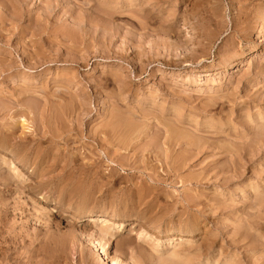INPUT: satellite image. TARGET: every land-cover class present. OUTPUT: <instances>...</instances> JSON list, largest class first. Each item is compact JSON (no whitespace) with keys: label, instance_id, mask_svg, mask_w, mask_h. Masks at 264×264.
I'll list each match as a JSON object with an SVG mask.
<instances>
[{"label":"rangeland","instance_id":"374dc122","mask_svg":"<svg viewBox=\"0 0 264 264\" xmlns=\"http://www.w3.org/2000/svg\"><path fill=\"white\" fill-rule=\"evenodd\" d=\"M1 134L0 262L264 264V0H0Z\"/></svg>","mask_w":264,"mask_h":264},{"label":"bare ground","instance_id":"6f19581e","mask_svg":"<svg viewBox=\"0 0 264 264\" xmlns=\"http://www.w3.org/2000/svg\"><path fill=\"white\" fill-rule=\"evenodd\" d=\"M149 1V0H148ZM84 2V1H83ZM132 3V2H131ZM146 3V2H145ZM141 4V3H140ZM156 4V3H155ZM138 6H141V5H138ZM86 7V6H85ZM143 7V6H142ZM242 8V7H241ZM4 9V8H3ZM49 9V8H48ZM244 9V8H243ZM150 14V13H149ZM155 15V14H154ZM160 15V14H159ZM246 17V16H245ZM155 20V19H154ZM172 23V22H171ZM236 26V25H235ZM244 26V25H243ZM235 28V27H234ZM237 29V28H236ZM244 30V29H243ZM252 32V31H251ZM157 33V32H156ZM241 33H242V31H241ZM257 33V32H256ZM250 34V33H249ZM241 35V34H240ZM263 38V37H262ZM240 40V39H239ZM232 41V40H231ZM193 49V48H192ZM230 49V48H229ZM236 49V48H235ZM234 49V50H235ZM46 50V49H45ZM234 53V52H233ZM231 56V55H230ZM238 57L240 58V55H238ZM261 57V56H260ZM201 58V57H200ZM233 58H235V56L233 57ZM236 59V58H235ZM232 61L233 60H228V65L230 66L231 64H232ZM237 61V60H236ZM233 62H235V61H233ZM226 63H227V61H224L223 63H221L222 64V66H224V68L226 69L228 66L226 65ZM234 64V63H233ZM238 64H241V63H237V65ZM236 68V67H235ZM257 68V67H256ZM262 68L261 67H259L258 68V72L260 73V72H262ZM3 72V71H2ZM250 72H248V73H245L244 74V76H243V78L245 77H247V79H248V77H250ZM2 76V75H1ZM255 76V75H254ZM242 78V79H243ZM244 81V80H243ZM242 83V82H241ZM214 84V83H213ZM237 84V83H236ZM253 88H255V87H253ZM251 90H253V89H251ZM243 91V90H242ZM247 91V90H246ZM175 92V91H174ZM213 92V91H212ZM216 93V92H215ZM209 94V93H208ZM225 97V96H224ZM229 99V98H228ZM234 100V99H233ZM253 100H255L256 101V99H253ZM197 101V100H196ZM262 101V100H261ZM212 102V101H211ZM46 105H47V103H46ZM205 107V106H204ZM111 108V107H110ZM254 108V107H253ZM207 112V111H206ZM137 119V118H136ZM194 121V120H193ZM192 121V122H193ZM237 121V120H236ZM120 122V121H119ZM165 126V125H164ZM167 126V125H166ZM113 128V127H112ZM118 128V127H117ZM119 128H120V126H119ZM137 128V127H136ZM251 130V129H250ZM118 131V130H117ZM150 131V130H149ZM172 131V130H171ZM188 131V130H187ZM123 132V131H122ZM2 135V134H1ZM8 135V136H7ZM12 136V135H9V134H5V135H2L1 136V138H0V151H1V154L2 155H4V158L2 159V165L4 166V165H6L7 164V160L8 159H5L6 158V155L7 156H9V161L11 160V165L15 162V161H19V162H21V163H23L24 165H27L28 164V161H30V156H29V150L30 149H28V148H30L29 146H28V148L26 149V147H23L22 145H20V144H12V145H10V137ZM26 136V135H25ZM163 138V137H162ZM220 138V137H219ZM24 139V138H23ZM151 139V138H150ZM241 139V138H240ZM106 140V139H105ZM12 141V140H11ZM160 141V140H159ZM32 143V142H31ZM166 143V142H165ZM257 144H264V140H263V138H257V142H256ZM167 148V147H166ZM161 151V150H160ZM150 152V151H149ZM52 155V154H51ZM34 157V156H33ZM37 158H39V160H41L40 159V156H38L37 154H36V157H35V159H37ZM38 160V159H37ZM30 162H34V161H30ZM29 162V163H30ZM40 162V161H39ZM42 162V161H41ZM40 162V163H41ZM40 163H37L36 164V162H35V167H34V170L36 169V167H38L37 165H42V163L40 164ZM32 166H34V164L32 165ZM13 167V166H12ZM141 167V166H140ZM3 169V168H2ZM64 169V168H63ZM18 170V169H17ZM148 171V170H147ZM7 173H8V171H7ZM42 174V173H41ZM64 175V174H63ZM5 177V176H4ZM3 177V172L0 170V181H3L4 178ZM15 178V177H14ZM45 178V177H44ZM30 179V178H29ZM33 181V180H32ZM33 183V182H32ZM42 184V183H41ZM1 185H5V187H7L6 185H8L7 183H1ZM37 185V184H36ZM48 185V184H47ZM51 185V184H50ZM21 187V186H20ZM140 188V187H139ZM28 190L30 189V188H27ZM39 189V188H38ZM134 189V188H133ZM8 191H9V189H7ZM22 190V189H21ZM3 191V190H2ZM24 191V190H23ZM21 192V193H24V192ZM44 191V190H43ZM14 194V193H13ZM3 195V194H2ZM36 195H38V194H36ZM41 195H42V193H41ZM50 197V196H49ZM43 198H44V196H43ZM0 204H2V205H7V200L6 199H0ZM28 204V203H27ZM39 208V207H38ZM70 209V208H69ZM2 210V209H1ZM4 211V210H3ZM64 215V214H63ZM65 216V215H64ZM89 221H92V212L90 211V213H89ZM108 218H113V217H108ZM84 219V218H83ZM115 219V218H114ZM88 220V219H87ZM112 220V219H111ZM1 222V221H0ZM178 223V222H177ZM105 224V223H104ZM133 224V223H132ZM75 225V224H74ZM120 226H121V228L122 229H126V228H128L130 225L129 224H126L125 222H121L120 224H119ZM119 226V227H120ZM131 227V226H130ZM1 229V228H0ZM140 230V229H139ZM193 231H196L195 230V226L193 225H191L190 227H188L187 228V230H186V232L187 233H190V234H192L193 233ZM139 232V231H138ZM175 232V231H174ZM140 233H142V232H140ZM175 233H178V234H180L181 233V231L180 230H176V232ZM174 233V234H175ZM47 234V233H46ZM87 234V233H86ZM139 234V233H138ZM174 234H168V235H166L165 237H166V239L168 238L169 240L171 239V238H174ZM20 235V234H19ZM0 236L2 237V235L0 234ZM0 237V238H1ZM74 237V236H73ZM2 238H4V237H2ZM19 238H20V236H10V234H9V237L8 238H4L5 239V241L7 242V240L8 241H11V243H15V240H18L19 241ZM21 238H22V236H21ZM44 238V237H43ZM94 238V237H93ZM109 238V237H108ZM244 238V237H243ZM167 239V240H168ZM1 241H2V239H0ZM25 239H23V241H24ZM170 242V241H169ZM96 243V242H95ZM1 244H3V243H1ZM16 244V243H15ZM99 244H101V243H99ZM90 247V246H89ZM3 248V247H2ZM0 249H1V247H0ZM96 249H101L102 250V252H103V258H105L106 260H109L110 262H111V264H123V262L122 261H120L119 259H117V257H115V256H109V254L104 250L105 248L104 247H102V248H100V247H98V246H96ZM98 250V251H99ZM6 254H7V252H6ZM255 254V253H254ZM9 256V255H8ZM31 257H29L28 259H31L32 258V256L33 255H30ZM161 257V256H160ZM4 262H6V264H9V263H11L12 262V260L10 259V257H4V259H2V262H0V263H4ZM18 263H20V261H18ZM174 264V263H173ZM181 264V263H180Z\"/></svg>","mask_w":264,"mask_h":264}]
</instances>
